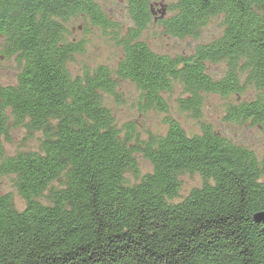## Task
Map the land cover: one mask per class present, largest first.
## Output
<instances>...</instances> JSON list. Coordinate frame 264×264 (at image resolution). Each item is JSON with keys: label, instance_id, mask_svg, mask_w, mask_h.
<instances>
[{"label": "trees", "instance_id": "16d2710c", "mask_svg": "<svg viewBox=\"0 0 264 264\" xmlns=\"http://www.w3.org/2000/svg\"><path fill=\"white\" fill-rule=\"evenodd\" d=\"M155 2L124 0L122 26L96 0H0L2 52L19 65L15 82L0 84V181L24 202L0 194V264H264V221L253 218L264 212V149L257 156L202 120L208 96L252 87L223 118L264 134V0ZM216 17L219 35L190 54L158 52L142 36L157 22L163 35L198 41ZM77 19L121 49L114 70L70 73L85 48L69 37ZM121 82L139 111L164 116L163 133L117 127L109 104H121ZM177 88L175 107L197 133L170 113ZM20 127L41 134L39 149L6 154ZM139 156L151 167L143 175ZM195 174L200 187L175 202L181 177Z\"/></svg>", "mask_w": 264, "mask_h": 264}, {"label": "rangeland", "instance_id": "374dc122", "mask_svg": "<svg viewBox=\"0 0 264 264\" xmlns=\"http://www.w3.org/2000/svg\"><path fill=\"white\" fill-rule=\"evenodd\" d=\"M105 13L111 16L117 23L126 26L129 19L125 9L124 0H96ZM172 0H156L153 7H159V3L168 4ZM156 15V13H155ZM220 17L214 18L210 24L203 30L201 38L196 40L191 39H176L163 35L160 26L157 22L150 25L147 32L143 33L144 39L156 51L167 54H190L198 43L206 42L219 35L220 33ZM80 20H72L68 22L70 38L73 40L82 39L85 44L84 52L76 55L72 61L68 63V68L73 76H80L83 69H93L99 65L106 66L114 70L118 61L121 58L122 52L111 40L104 37L98 29L91 27L83 29ZM4 42L0 37V84H13L18 73V63L15 56H5L2 52ZM223 72V65L210 66V73L213 76L219 77ZM121 95V104L110 103L116 125L122 128L126 123H132L135 126V134L140 138H145L148 133H163L166 129L163 123L164 116L155 112H141L136 106L137 93L131 84L121 82L118 88ZM179 95V89L174 92L173 102L171 103V115H173L181 124L183 129L188 133L199 132L197 122L184 113H180L175 107L174 99ZM255 96L254 88L247 87L240 97L233 96L230 99H224L217 95L208 96L204 108L202 120L211 124V126L221 132L226 137L241 143L251 148L257 156H261L264 149V134H262L251 123L235 125L227 123L224 120L226 106L229 102H234L235 99L244 100L252 99ZM13 142H4L6 154H13L17 150H38L40 145L41 134L39 132H28L23 128L13 129L11 132ZM140 174L151 171V167L138 157ZM125 179L127 183H135L136 179L130 173H126ZM10 178L6 177L0 181V194L11 193L15 206L19 209L24 207L23 200L18 196L12 188ZM202 184L201 178L198 175H184L181 177V187L178 197L174 200L179 201L192 188L200 187Z\"/></svg>", "mask_w": 264, "mask_h": 264}, {"label": "water", "instance_id": "95a60500", "mask_svg": "<svg viewBox=\"0 0 264 264\" xmlns=\"http://www.w3.org/2000/svg\"><path fill=\"white\" fill-rule=\"evenodd\" d=\"M254 220L257 222H261L264 221V212L258 213L256 215H254Z\"/></svg>", "mask_w": 264, "mask_h": 264}]
</instances>
